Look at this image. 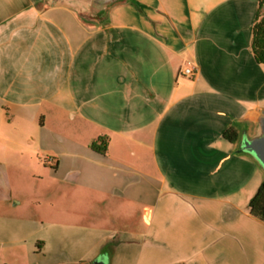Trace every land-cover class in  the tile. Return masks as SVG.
<instances>
[{"label":"crops","instance_id":"obj_1","mask_svg":"<svg viewBox=\"0 0 264 264\" xmlns=\"http://www.w3.org/2000/svg\"><path fill=\"white\" fill-rule=\"evenodd\" d=\"M258 9L0 0V121L22 157L0 167V264H264V170L241 147L264 111Z\"/></svg>","mask_w":264,"mask_h":264},{"label":"water","instance_id":"obj_2","mask_svg":"<svg viewBox=\"0 0 264 264\" xmlns=\"http://www.w3.org/2000/svg\"><path fill=\"white\" fill-rule=\"evenodd\" d=\"M126 0H46L52 7L66 8L78 15H91L96 11L109 10ZM101 5V7H100ZM244 152L251 154L264 170V111L255 119V135L241 142Z\"/></svg>","mask_w":264,"mask_h":264},{"label":"trees","instance_id":"obj_3","mask_svg":"<svg viewBox=\"0 0 264 264\" xmlns=\"http://www.w3.org/2000/svg\"><path fill=\"white\" fill-rule=\"evenodd\" d=\"M259 2V9L256 16V23L253 28V43L252 49L255 59L258 63L264 64V0H257ZM85 19V17H82ZM227 138L233 142L237 140V134L235 131H231L227 134ZM103 144V142L101 143ZM92 150L105 154L107 148L103 145H98L97 142L91 144ZM251 214L264 222V181L260 186L255 196L250 201Z\"/></svg>","mask_w":264,"mask_h":264},{"label":"rangeland","instance_id":"obj_4","mask_svg":"<svg viewBox=\"0 0 264 264\" xmlns=\"http://www.w3.org/2000/svg\"><path fill=\"white\" fill-rule=\"evenodd\" d=\"M6 129V124L0 121V167H22V157L17 152L19 141L18 139H14L12 142L6 140ZM2 155H5L7 163L1 161Z\"/></svg>","mask_w":264,"mask_h":264},{"label":"built area","instance_id":"obj_5","mask_svg":"<svg viewBox=\"0 0 264 264\" xmlns=\"http://www.w3.org/2000/svg\"><path fill=\"white\" fill-rule=\"evenodd\" d=\"M182 74L185 75V76L192 77V76H194L195 73L193 72L192 69H190V68H186V69H184V70L182 71Z\"/></svg>","mask_w":264,"mask_h":264},{"label":"flooded vegetation","instance_id":"obj_6","mask_svg":"<svg viewBox=\"0 0 264 264\" xmlns=\"http://www.w3.org/2000/svg\"><path fill=\"white\" fill-rule=\"evenodd\" d=\"M100 7H101V5H100ZM105 12H104V10H103V8L100 10V11H96L92 16H90V17H92L93 19H97L98 18V16H100V15H102V14H104Z\"/></svg>","mask_w":264,"mask_h":264}]
</instances>
